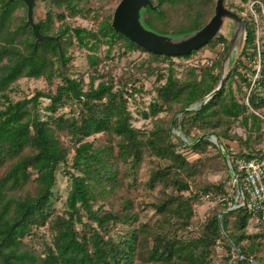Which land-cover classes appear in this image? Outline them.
<instances>
[{"label":"trees","instance_id":"obj_1","mask_svg":"<svg viewBox=\"0 0 264 264\" xmlns=\"http://www.w3.org/2000/svg\"><path fill=\"white\" fill-rule=\"evenodd\" d=\"M248 1L229 0L246 40L221 88L207 99L219 84L232 35L176 56L186 59L205 48L216 53L178 71L171 61L176 57L147 52L115 32L112 12L99 17L90 0H51L38 22L41 33L57 41L42 43L25 24L26 6L0 0V264H217V242L226 253L221 264L230 252L241 255L234 264H264V218L246 207L217 206L196 236L180 234L201 195L226 192L235 160L264 149L262 120L252 111L264 115V34L257 44L254 18L241 15ZM151 2L158 7L143 12L145 24L177 35L206 24L216 0ZM254 8L260 14V6ZM75 18H92L96 25L73 26ZM73 50L86 52V78L70 73ZM133 51L147 56L113 74L107 60ZM258 56L259 76L247 105L246 72ZM141 77H154L139 110L152 122L149 128L133 124L128 105L133 92L143 93ZM23 79L44 80L46 88L24 94ZM231 143L237 151L228 148ZM209 171H222L225 179L211 181ZM58 173L69 180L62 209L53 190ZM147 210L152 214L144 220Z\"/></svg>","mask_w":264,"mask_h":264},{"label":"rangeland","instance_id":"obj_2","mask_svg":"<svg viewBox=\"0 0 264 264\" xmlns=\"http://www.w3.org/2000/svg\"><path fill=\"white\" fill-rule=\"evenodd\" d=\"M120 0H90L89 5L96 7V9L98 8V12H99V17L103 16L105 14H108L110 12L113 13L115 6L117 5V3ZM230 1H235L237 2V0H230ZM51 2V0H50ZM50 2L48 3L47 0H39L37 7L35 9V14H34V20L38 21L40 18H42L44 16V13L48 10V6L50 5ZM229 3V1H228ZM254 4H258L260 6V14L256 11V9L254 8ZM248 14H250L255 21V25H256V35H257V44H259V36L264 34V30H263V25H264V8H263V3L260 2L259 0H249L245 6V9L241 11V15L243 16H247ZM72 25L73 26H84L87 28H91L94 27L96 25V22L92 19V18H75L72 19ZM232 35V27L231 25H228L227 27V33L225 34V36L227 38H231ZM113 53H117L115 50L112 51ZM73 61H72V65L73 67H71L70 73L77 77L79 76V74L81 73H85L87 72V70L89 69L88 67V63H87V59H86V52L83 50H73ZM147 55L143 52H139V51H133L129 54H127L126 56H123L121 58L116 57L112 62H110V60H107L108 63H106L107 65L111 66L112 72L113 74L119 75L121 74V72L124 70V68H127L128 66L131 67L133 64H136V62L141 59L142 57H146ZM216 56V53L214 51H210L208 48L205 49H201L198 52L192 54L189 58H173L171 59V61L174 63L175 68H177L178 71H181L184 66H186L187 64H197L198 62H205V61H209L210 59L214 58ZM241 57V53L240 55L237 57V59L234 62H231L228 66H227V70H229L231 68V66ZM252 64V69L258 65V64H253V62H251ZM255 65V66H254ZM221 68H222V64H221ZM251 69V70H252ZM251 70H247V75H250ZM244 71V70H243ZM221 72V69H220ZM227 74V73H226ZM138 77H140V74L137 75ZM87 77V74L85 76V78ZM154 77H150V78H142L140 79V83H137V85H142L143 86V93H138V92H133V98H135L136 102L138 103H133V98L129 99V109L132 113V116L134 118L133 124L137 127H141V128H149L152 125V122L149 121L148 119H144L142 118V115L140 114L139 110H141L143 108V104L142 102L147 103L149 100L150 95L146 92H148L151 87H152V83H153ZM20 88L22 90V92L24 94H28L31 95L33 94L34 90L36 89H41V88H46V83L44 80L41 79H23L20 82ZM131 87V83L127 84V88L129 89ZM44 103L48 102L47 100H43ZM69 108L66 107L64 109H62V111L64 112H68ZM160 116H164L165 119L168 118V115H165L164 113L160 114ZM178 117H180V114H178ZM171 125V124H170ZM236 131H238L240 134H242V130L240 128H236ZM172 132L175 135H180L181 136V132L180 130L173 128ZM198 131L193 130L191 136H195V134ZM183 138V137H182ZM183 140H186L185 138H183ZM209 140H210V136H209ZM188 141V139H187ZM211 141V140H210ZM229 149H231L232 151H237L238 150V146L236 143H231L229 144ZM208 150L210 153L214 152V148L213 147H208ZM145 168V165L142 166L141 168V173H143V170ZM224 173L222 171H217V172H213V171H209L207 174V178L209 180H224ZM69 188V180L67 178V176H64L61 173H58L56 176V185L54 187V193L57 196V201L55 206L58 209H62L63 208V200L66 197L67 194V190ZM220 197L222 196V194H219ZM218 196V195H215ZM217 206L220 207H224L220 204H218ZM216 206V207H217ZM215 207V208H216ZM193 210H194V216L192 219V222L189 224L190 227H186L185 230H183V232H181V236L185 237V236H196L199 232L200 226L202 221L204 220V218L202 219V215L206 216V213L210 210V209H206V207L203 205L202 202H200L199 204H196L193 206ZM152 211L147 210L144 211L142 213V219H147L151 216ZM43 230V229H41ZM250 232H255L256 229L255 227H250L249 228ZM219 243V242H218ZM215 250V256H216V260L218 261L217 264H221V258L222 256H226V253L224 251V249L221 247V244L219 243L218 247L215 246L214 248ZM232 252H230V259L228 260L227 264H234L233 259H232Z\"/></svg>","mask_w":264,"mask_h":264},{"label":"water","instance_id":"obj_3","mask_svg":"<svg viewBox=\"0 0 264 264\" xmlns=\"http://www.w3.org/2000/svg\"><path fill=\"white\" fill-rule=\"evenodd\" d=\"M20 1L26 6L25 24L30 26L35 37V43H42L48 39L57 41L55 36L43 35L40 31L39 22L34 20L35 9L39 0ZM47 1L50 2V0ZM228 1L216 0L214 13L209 21L201 28L188 34H162L150 29L144 22L143 12L147 7L153 10L157 9L158 5H153L151 0H120L112 13L111 26L115 32L127 37L147 52L176 57L198 50L214 38L225 36L228 25H231L232 38L222 61L220 81L217 88L208 95V99L221 88L227 73V66L240 55L246 40L245 25L242 19L229 9ZM60 66H62V62ZM190 109L192 107H188L184 111ZM214 143L220 147L215 137Z\"/></svg>","mask_w":264,"mask_h":264},{"label":"built area","instance_id":"obj_4","mask_svg":"<svg viewBox=\"0 0 264 264\" xmlns=\"http://www.w3.org/2000/svg\"><path fill=\"white\" fill-rule=\"evenodd\" d=\"M258 64V65H256ZM256 65V66H255ZM254 73L247 75L250 84L246 87L245 103L248 104V95L253 87H255V79L259 76L260 64L259 56L255 63ZM251 109V108H250ZM252 110V109H251ZM262 120L261 130L264 133V115L258 111L252 110ZM210 140L214 143V136L210 135ZM231 168V163H228ZM236 172L231 170V178L225 182L226 192L215 196L212 193L201 195V202L206 209L213 210L218 204L233 209L238 207H246L253 216L260 214L264 218V149L261 153L254 157L246 159H236ZM205 218L202 215V219ZM187 227H190L188 225ZM217 242L216 246L218 247ZM233 262L236 258H240L239 253L232 252Z\"/></svg>","mask_w":264,"mask_h":264}]
</instances>
